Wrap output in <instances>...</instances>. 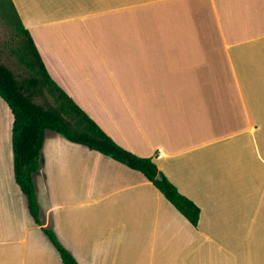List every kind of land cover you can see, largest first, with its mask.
Here are the masks:
<instances>
[{
  "label": "crops",
  "instance_id": "obj_1",
  "mask_svg": "<svg viewBox=\"0 0 264 264\" xmlns=\"http://www.w3.org/2000/svg\"><path fill=\"white\" fill-rule=\"evenodd\" d=\"M51 78L201 209L194 226L141 171L47 130L15 180L0 96V264H264V0H11Z\"/></svg>",
  "mask_w": 264,
  "mask_h": 264
},
{
  "label": "trees",
  "instance_id": "obj_2",
  "mask_svg": "<svg viewBox=\"0 0 264 264\" xmlns=\"http://www.w3.org/2000/svg\"><path fill=\"white\" fill-rule=\"evenodd\" d=\"M16 15L19 21L18 28L26 35L27 47L34 58L30 60L28 48L26 52L23 47L22 60L26 62L33 76L18 79L10 67L0 62V96L13 113L15 180L27 198L29 210L35 221L40 223L33 175L41 168V151L46 131L54 130L72 142L86 145L132 169L141 171L180 213L197 226L201 216L200 207L179 191L177 186L161 172L152 157L139 156L117 143L51 78L32 35L21 23L17 12ZM44 86L54 95L53 104L48 106L34 100V95L38 92L42 93ZM158 173L162 175L161 180L157 178ZM44 231L60 252L64 264H82L60 242L53 230L44 228Z\"/></svg>",
  "mask_w": 264,
  "mask_h": 264
},
{
  "label": "rangeland",
  "instance_id": "obj_3",
  "mask_svg": "<svg viewBox=\"0 0 264 264\" xmlns=\"http://www.w3.org/2000/svg\"><path fill=\"white\" fill-rule=\"evenodd\" d=\"M19 21L10 0H0V62L10 67L18 79L33 76L32 71L22 60L23 47L27 52V37L18 28ZM30 60H34L31 50L28 48ZM34 100L43 105H51L54 95L44 86L42 93L34 95ZM14 153V151H13Z\"/></svg>",
  "mask_w": 264,
  "mask_h": 264
},
{
  "label": "water",
  "instance_id": "obj_4",
  "mask_svg": "<svg viewBox=\"0 0 264 264\" xmlns=\"http://www.w3.org/2000/svg\"><path fill=\"white\" fill-rule=\"evenodd\" d=\"M157 178L160 179V180L162 179L161 173H158Z\"/></svg>",
  "mask_w": 264,
  "mask_h": 264
}]
</instances>
